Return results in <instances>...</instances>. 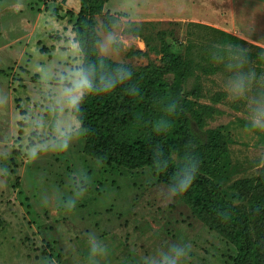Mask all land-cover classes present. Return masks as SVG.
Instances as JSON below:
<instances>
[{
  "label": "rangeland",
  "instance_id": "rangeland-1",
  "mask_svg": "<svg viewBox=\"0 0 264 264\" xmlns=\"http://www.w3.org/2000/svg\"><path fill=\"white\" fill-rule=\"evenodd\" d=\"M78 8L0 0V264H166L172 246L184 248L181 264H228L234 246L149 167L84 151L71 113L87 84ZM95 20L98 54L115 62L162 65L164 45L198 60L184 94L205 107L201 126L192 119L199 135L219 129L227 139L224 188L263 171L264 129L251 117L264 108V0H108ZM241 48L256 76L233 99L226 87Z\"/></svg>",
  "mask_w": 264,
  "mask_h": 264
},
{
  "label": "trees",
  "instance_id": "trees-1",
  "mask_svg": "<svg viewBox=\"0 0 264 264\" xmlns=\"http://www.w3.org/2000/svg\"><path fill=\"white\" fill-rule=\"evenodd\" d=\"M107 1L79 0L72 25L87 82L71 107L84 131V151L106 164L149 167L209 229L234 246L228 264H264V169L256 178L224 188L227 139L219 129L199 135L192 119L201 126L205 107L184 94L202 64L168 45L162 65L137 68L100 56L95 16ZM196 90L194 85L191 91ZM234 193L245 203L235 204Z\"/></svg>",
  "mask_w": 264,
  "mask_h": 264
},
{
  "label": "clouds",
  "instance_id": "clouds-1",
  "mask_svg": "<svg viewBox=\"0 0 264 264\" xmlns=\"http://www.w3.org/2000/svg\"><path fill=\"white\" fill-rule=\"evenodd\" d=\"M241 55L238 63L235 65L237 75L230 78L226 87L227 94L233 99L244 98L246 93V80L250 81L255 78L256 74L253 71L244 72L246 57L243 55V48L240 50ZM231 67V66H230ZM251 124L254 128L264 129V108H257L254 115L251 117ZM170 258L166 264H181L185 256V250L182 246H172L169 250Z\"/></svg>",
  "mask_w": 264,
  "mask_h": 264
}]
</instances>
